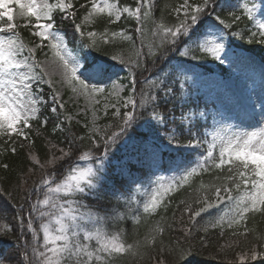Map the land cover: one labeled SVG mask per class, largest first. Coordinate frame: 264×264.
I'll return each instance as SVG.
<instances>
[{
    "label": "snow or ice",
    "instance_id": "snow-or-ice-1",
    "mask_svg": "<svg viewBox=\"0 0 264 264\" xmlns=\"http://www.w3.org/2000/svg\"><path fill=\"white\" fill-rule=\"evenodd\" d=\"M77 4L78 0H0V155L15 154L17 144L23 148L34 143L33 136L50 122L44 117L45 109L56 117L53 133H66L58 154H50L43 162L29 155V172L41 173L32 186L21 190L19 185H0V217L11 210L15 221V226L0 224V237L15 235L13 254L0 253V264H119L127 253L137 256L140 248L155 247L157 234L162 245L164 233L177 227L175 244L169 241L167 255L155 264H181L197 243L205 244L209 227L220 228L221 237L225 226L232 229V237H246L252 230L237 231V226L249 214L264 215V101L258 113L255 104L244 108L243 114L214 105L210 118L216 130L211 132L193 123L197 116L209 119L208 112L187 111L177 117L172 108L162 106L191 96L197 88L201 74L193 62L231 64L234 54L228 45L236 38L264 44V20L257 19L261 4L236 0L227 5L232 10L222 15L221 0H182L178 5L165 3L159 17L155 15L159 0H134V6L119 0ZM122 19L135 21V37L127 28L110 30ZM245 21L255 30L241 29ZM96 22L104 23L100 42L90 27ZM149 24L151 42L146 43ZM60 25L72 28L76 48L69 47ZM116 37L130 45L132 54L126 55L125 48L114 44ZM106 45L113 50H106ZM92 50L116 63L89 59ZM119 71L126 73L127 83L120 81ZM55 76L90 103L100 104L98 97L102 98L104 115L113 109L109 120L98 124L94 111L83 135L72 132L75 117L67 112L54 85ZM44 85L49 92L45 93ZM145 115L149 135L139 136L136 130ZM229 120L240 121V126L226 124ZM244 120L255 125L246 127ZM81 161L89 163L81 167ZM165 163V170L177 173L166 183L164 176L157 175ZM134 164L146 166L148 172L136 176ZM0 167L7 170L9 165ZM203 173H214L218 183L201 181L195 199L181 200L178 220L173 212V222H168L172 201L166 197ZM113 176L122 178L118 186L113 185L116 203L94 210L86 198L105 188ZM145 183L153 187L141 193L142 202L133 189L140 192ZM124 195L127 198L121 200ZM141 214L159 219L143 241L129 243L121 225L129 218L139 224ZM204 214L209 219L200 224L197 218L203 220ZM256 239L264 242V235ZM232 246L221 245L220 251ZM235 261L264 264V243L239 251Z\"/></svg>",
    "mask_w": 264,
    "mask_h": 264
},
{
    "label": "trees",
    "instance_id": "trees-1",
    "mask_svg": "<svg viewBox=\"0 0 264 264\" xmlns=\"http://www.w3.org/2000/svg\"><path fill=\"white\" fill-rule=\"evenodd\" d=\"M122 4H127L129 6H134V0H119ZM79 3H84V0H78L77 6H79ZM165 3H168L169 5H176L177 0H159V7H157L155 15L156 17L160 16V9L164 6ZM236 3V0H221L222 8L218 9V11H221V14L224 15L227 13V11L232 10L231 8L227 7V5ZM172 17H169V20L171 21ZM62 34L66 36V39L69 42L70 48H76L77 43L73 41L72 39V28L71 27H65L64 25H60ZM59 26V27H60ZM136 23L134 20H128L125 22L123 19L114 24L110 25V30H115L117 32L123 31L124 29H128L129 33L134 35L135 33L132 32V29L136 27ZM90 27L93 28V30L97 31V41L100 42V36L99 33L103 32L104 29V23L103 22H96L94 25H91ZM151 25H148V29H150ZM241 29L247 31L249 29L255 30L253 25L247 21H245L243 24L239 26ZM23 32V35L26 39H30L28 32L25 29H21ZM79 37L77 34V41ZM145 39V38H144ZM231 39V37H230ZM258 39V38H257ZM147 40H145L146 42ZM151 42V36L148 40ZM146 43H149V42ZM113 42L117 47H123L126 49V55L132 54V49L130 45L123 41L121 37L113 38ZM137 45L139 44V38H136ZM235 47L257 56H261V58L264 60V46L260 45L258 42L249 44L247 42V37L245 39H233L232 42ZM106 50L112 51L113 48L109 45L103 46ZM85 52L89 51L87 49L84 50ZM91 55L93 57H99L101 59H104L106 61H109V57L102 56L101 52H97L95 50H92ZM39 55V54H38ZM43 57V56H39ZM110 63H116L113 61H109ZM207 69H210L206 67ZM119 74L122 75L123 79L122 81L124 83H127V81L124 80V77L126 75L125 72L119 71ZM44 90L46 91V88L44 87ZM197 95L194 93L193 95L189 97H184L181 100H176L174 102H170L167 105H163L162 107H168L172 108L174 111V114L179 117L181 112H197V107H202L204 104L200 103L198 105ZM201 99H204L202 96ZM112 111L109 112V116H104L101 119L102 125L105 124L109 118ZM44 117H47L49 119V123L46 127H41L33 136V144L29 146L27 143H25V146L21 148L19 144L16 146V153L13 154L11 151H6L3 153V155H0V164L7 163L9 165V168L5 170L3 167H0V185H3L4 187H16L21 186V190L24 187L32 186V182L34 180H38L40 178V171L37 170L35 175H32L29 172V169L32 167V163L30 161L29 155H36L38 158L41 159L43 162L46 157H48L52 153H57L58 147L65 146L64 144V136L66 133H53V122L56 120L55 115L51 114L47 109L44 110ZM148 117L145 115L141 118V125L137 128V134L139 136H147L149 135V129L150 125L147 123ZM179 124V121L177 122ZM201 129V131L204 132H211L212 131V120L211 118L207 120H202L201 118H197L193 121ZM66 126V125H65ZM171 126V125H170ZM181 128L185 127V125H180ZM71 131L74 132L76 135H83L86 132V129L80 124L72 121V128ZM154 134V131L153 133ZM210 139V137H209ZM87 143V141H85ZM203 151V149H201ZM123 155V153H121ZM165 160L167 161V154L165 156ZM133 166V172H144L143 170H137V167ZM168 168L167 163L164 165V170ZM214 173H203L200 176L193 177L190 181L189 185H185L183 188H180L179 190L173 191L169 194L167 199H171L172 203L170 204L168 208V212L166 213L168 222H173V212H175L176 218L178 220L180 216V212L183 208L182 205L179 204L181 200L185 201H191L194 200L196 195L199 193L196 191L199 188V185L201 181H203L205 184L210 183H218V181H214L213 179ZM24 180H27V184H24ZM122 178L119 176H113L111 180H109L108 184L105 186V188L101 189L100 192L94 194L93 196L87 197L85 202L89 204L90 206H94V210L98 209L100 207H107L112 204L116 203V197L113 195V185H119ZM127 196L124 195L121 197V200L126 199ZM17 199H19V196H17ZM122 207V205H121ZM14 213L9 210L6 217H0V224L3 223H10L13 226H15V221L12 220V216ZM159 219V216H153V217H146L143 214L140 216V223L136 224L135 221L131 218H129L127 221H125L121 227H123L126 230V240L127 242L131 243L134 240H140L143 241L145 236L149 235L151 230L155 227V221ZM183 223L187 225V216H185ZM203 224V223H201ZM199 227V226H198ZM247 227L248 229L252 230L249 232V234L239 237H232L230 235L232 229H227L225 226L224 229V235L221 237L220 228H211L209 227V232L207 233L206 242L203 246H201L199 243H197L194 247L191 253L186 256L182 261L181 264H233L234 258L236 254L241 250H247V248L251 246H258L260 243H264L262 241H259L256 239L257 236L264 235V215L261 214H249L248 219L246 222L241 225L237 226L235 230L237 231H243L244 228ZM179 235L178 227L177 230L173 231H166L163 235V244L161 245V237L157 234L156 238V246H146L139 249V254L137 256H133L131 253H127L124 256H121L119 258V264H155L157 258H163V256L167 255V249L169 248V241H171L173 244H175L176 238ZM200 236H205L204 232H200ZM41 236V242H42V233H40ZM15 239V235L11 237H0V253L12 255V249L15 247V245L12 243V241ZM31 239V237H29ZM227 243H232L231 248L225 247V250L223 252L220 251L221 245H226ZM161 249L164 251L161 252ZM235 264H239V261H235ZM255 264H260V261L255 262Z\"/></svg>",
    "mask_w": 264,
    "mask_h": 264
},
{
    "label": "rangeland",
    "instance_id": "rangeland-1",
    "mask_svg": "<svg viewBox=\"0 0 264 264\" xmlns=\"http://www.w3.org/2000/svg\"><path fill=\"white\" fill-rule=\"evenodd\" d=\"M261 4V9L257 12V19L264 20V2L256 1ZM182 3V0H177L176 5ZM150 34H148V27L146 28L145 40L148 41ZM146 41V42H147ZM232 55L231 64L225 62L228 67L224 75L219 74H203L204 70L199 67L200 62H193L196 67L195 71L201 74V80L196 89L206 94L211 100L217 104L216 108L231 109L234 112H241L243 109L255 104L257 113L260 110L261 101H264V61L250 54H244L239 51H234L230 48ZM46 58H41L45 60ZM120 81H121V76ZM54 85L61 93L67 112L75 117L74 122L79 123L84 127L85 124H91L93 119V112L96 113V121L102 125L101 119L104 117L103 103L104 100L100 99V104L89 102L82 96H77L61 82L59 76L53 77ZM124 83L123 81H121ZM113 111L109 108L108 112ZM154 123V122H153ZM244 126L255 125V121L244 120ZM226 124H232L235 127L240 126V121L229 120ZM216 130L213 128V131ZM248 130H254L249 128ZM89 161L79 162L81 167H86ZM139 166V164H138ZM158 176H164L165 183L177 173L173 171H165L163 168L157 173ZM153 186L145 183L141 186V191L136 192L133 189V195L143 202L144 197L141 195L145 190H151ZM215 215V210H213ZM200 220V224L209 219L207 214H204V219ZM199 226V225H198Z\"/></svg>",
    "mask_w": 264,
    "mask_h": 264
}]
</instances>
